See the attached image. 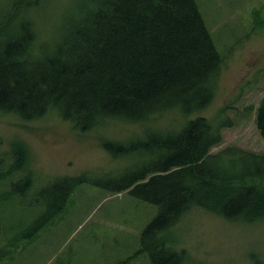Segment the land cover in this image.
<instances>
[{"label":"trees","instance_id":"obj_1","mask_svg":"<svg viewBox=\"0 0 264 264\" xmlns=\"http://www.w3.org/2000/svg\"><path fill=\"white\" fill-rule=\"evenodd\" d=\"M41 1L0 0V113L29 121L53 111L81 131L109 119L143 127L124 140L99 138L110 157L130 159L119 176L103 183L82 174L55 178L42 189L43 211L16 237L33 235L84 182L157 207L127 260L146 253L147 264H182L185 252L168 231L192 207L227 221L264 219V152L235 145L210 152L220 129L234 123L226 105L215 124L197 114L212 100L221 59L194 0H89L51 39L37 37L26 14ZM247 109L264 141V94ZM166 112L177 123L152 124ZM9 148L0 179L25 173L0 197L31 187L26 145L13 140Z\"/></svg>","mask_w":264,"mask_h":264},{"label":"rangeland","instance_id":"obj_2","mask_svg":"<svg viewBox=\"0 0 264 264\" xmlns=\"http://www.w3.org/2000/svg\"><path fill=\"white\" fill-rule=\"evenodd\" d=\"M194 1L221 59L212 100L197 114L215 124L218 108L226 105L224 115L234 123L220 129L222 140L210 152L235 145L262 153L264 141L253 109L247 107H255L264 94V0ZM84 2L89 4L42 0L26 14L33 18L37 37L51 39L67 17L81 12ZM5 7L2 3L0 12ZM170 120L177 123L174 112L155 116L152 124L166 127ZM142 127L109 119L81 131L53 111L29 121L0 113V170L10 162V143L20 140L28 151L26 169L32 178L25 194L0 197V264H147L146 253L127 258L138 248L140 231L157 207L93 183L76 185L62 209L30 237L15 235L43 211L47 195L42 189L55 178L82 174L103 183L120 174L130 159L110 157L99 147V138L124 140ZM24 173L0 179V192ZM168 233L172 246L185 252L182 264H264V219L227 221L192 207Z\"/></svg>","mask_w":264,"mask_h":264}]
</instances>
